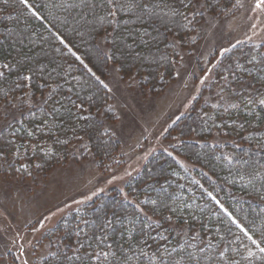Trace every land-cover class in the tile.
I'll list each match as a JSON object with an SVG mask.
<instances>
[{
  "label": "trees",
  "instance_id": "trees-1",
  "mask_svg": "<svg viewBox=\"0 0 264 264\" xmlns=\"http://www.w3.org/2000/svg\"><path fill=\"white\" fill-rule=\"evenodd\" d=\"M192 1L158 0L184 15H172L167 7L156 9L169 16L147 26L149 35L141 38L134 17L129 19L123 12L107 17L106 8L83 7L80 0H27V7L19 0H0V66L9 65L0 68L5 72L0 78V104L25 94L42 102L0 133L3 157L15 156V162L45 175L67 159L73 143L85 139L97 167L111 165L118 142L104 129L103 119L112 120L113 114L107 90L95 75L103 77L111 63L123 76L142 77L147 87L172 78L177 55L170 37L183 39L194 30L197 22L189 15ZM197 1L217 16L234 3ZM106 33L111 59L102 58L96 45ZM38 63L49 71L56 69L51 87L57 92L47 102L43 97L50 89L44 80L26 83L19 75L18 65ZM219 65L218 75L227 73L235 88L231 91L235 105L206 106L201 113L194 106L189 115L178 119L169 134L180 143L170 148V154L152 155L127 182L129 200L111 190L70 212L51 232L60 238L61 247L40 264H121L125 254L128 264H161V255L166 264H264L259 250L264 247V105L260 103L264 52L260 47L237 45ZM68 96L80 104L79 109L72 107ZM53 106L56 112L51 111ZM215 133L239 146H226L229 159L207 143ZM146 216L158 224L145 227ZM106 217L112 223L102 229ZM106 251L118 259L104 260ZM88 254H99L100 259L76 258Z\"/></svg>",
  "mask_w": 264,
  "mask_h": 264
},
{
  "label": "rangeland",
  "instance_id": "rangeland-1",
  "mask_svg": "<svg viewBox=\"0 0 264 264\" xmlns=\"http://www.w3.org/2000/svg\"><path fill=\"white\" fill-rule=\"evenodd\" d=\"M256 3L234 0L228 12L217 16L193 0L189 15L197 25L183 39L170 37L177 55L173 76L154 87L145 86L138 75H121L111 63L103 77L94 74L106 86L113 114L112 120L103 119L104 129L118 142L117 153L105 169L97 167L85 139L73 143L67 159L45 175L15 162V156L0 158V264H40L61 247L60 238L51 232L70 212L111 190L129 200L127 182L152 155L170 154V148L180 143L169 134L178 119L189 115L194 106L201 113L206 106L235 105L231 98L235 88L227 73L218 75L219 64L237 45L260 47L264 52V7L258 9ZM108 36L96 40L101 53L109 52ZM41 103L25 94L0 104V133ZM207 143L227 159L229 149L239 147L218 133Z\"/></svg>",
  "mask_w": 264,
  "mask_h": 264
},
{
  "label": "snow or ice",
  "instance_id": "snow-or-ice-1",
  "mask_svg": "<svg viewBox=\"0 0 264 264\" xmlns=\"http://www.w3.org/2000/svg\"><path fill=\"white\" fill-rule=\"evenodd\" d=\"M4 2H6V0H4ZM19 3L25 5V7L28 6L27 0H19ZM80 6L91 7V8H96L98 6L104 7L107 9V17H116L119 12H123L125 15H127L129 17V19L134 17L137 24L139 25V28L144 29L143 32H139V28L136 30L141 38H143L146 35H149V33L147 31V26H152L156 22V20H160L161 22H163L164 17L169 16V12H163V15H161V12L156 11V9H161V11H162V9L164 7H167V8H169L172 15H184L183 13L177 12V10L174 7H172L171 5H169L167 3L161 4L160 2H158V0H99V4L95 3L94 0H80ZM262 7H264V0H257L256 8L261 9ZM184 18L187 19L188 17L185 15ZM106 22L111 24L112 20L106 18ZM117 23H119V21H117ZM124 23L127 24L128 20H125ZM165 27H167V26L165 25ZM61 43H64V41L61 40ZM103 57H107L108 59L112 58L111 54L108 51H105L104 53H102V58ZM76 59L79 60L80 57L77 56ZM18 67L20 68L19 75L22 77L23 82L30 83L31 81H33L37 78H40L48 84V88L50 89V91L47 93L46 96L43 97L44 102H47L49 99L53 98L54 94H56V92H57V88L51 87V83H55V81H53V79H52V73L55 72L56 69H52L49 71L47 69L46 65L39 64V63L33 64L31 66L21 64V65H18ZM0 68L7 69V68H9V65L4 64V65L0 66ZM4 75H5V72L0 70V78H3ZM57 75H58V73H57ZM20 86L21 85L19 83L16 85V87H20ZM43 86L44 85H41V87H43ZM57 87H59L58 83H57ZM68 91L71 92L72 91L71 88H69ZM0 93H2V89H0ZM26 95H30V94H26ZM67 99L72 104L73 108H77V109L80 108V104H77L75 101H72L71 96H68ZM260 103L262 105H264V99H261ZM37 106H39V105H37ZM66 110L71 112V108H68ZM51 111L56 112L57 108L55 106H53L51 108ZM4 118L6 119V117H4ZM29 135H30V133H29ZM2 157H3V153L0 152V158H2ZM153 203H155V202H153ZM230 219H231V217H230ZM111 223H112V221L106 217L104 220V223L101 224L100 227L103 229L106 226L111 225ZM232 223L235 224L236 221L232 220ZM153 224H158V221L153 220L151 216H146L144 226L145 227H151ZM237 227H239V225H237ZM241 231H244V230L241 229ZM245 234L247 235V233H245ZM97 238H99V237H97ZM248 238L250 240H252L251 236H249ZM105 239H107L106 235H105ZM252 243L255 244L256 241L252 240ZM107 247L109 249H111L112 245L109 244ZM259 250L262 253H264V247H261ZM75 251H78V249H75ZM164 251L168 253L169 257L172 256V252L170 250L165 249ZM121 252H122V249H121ZM141 254H144L143 248H141ZM110 256H111L112 260L118 259V256L116 254H113V253L108 252V251L104 252L103 259L108 260ZM76 258L81 259V260L86 259L87 261H93L94 259H96V260L100 259V256H99V254H88L86 256L82 255V256H79ZM189 258L191 259V254H189ZM68 259L72 260L73 257L69 256ZM129 259L130 258L127 257L125 254V259L121 262V264H128ZM160 261H161V264H166L163 255L160 256Z\"/></svg>",
  "mask_w": 264,
  "mask_h": 264
}]
</instances>
